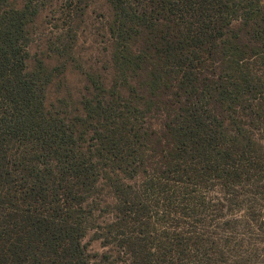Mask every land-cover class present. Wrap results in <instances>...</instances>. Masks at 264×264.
Instances as JSON below:
<instances>
[{
  "label": "trees",
  "instance_id": "trees-1",
  "mask_svg": "<svg viewBox=\"0 0 264 264\" xmlns=\"http://www.w3.org/2000/svg\"><path fill=\"white\" fill-rule=\"evenodd\" d=\"M0 264H264V0H0Z\"/></svg>",
  "mask_w": 264,
  "mask_h": 264
},
{
  "label": "rangeland",
  "instance_id": "rangeland-1",
  "mask_svg": "<svg viewBox=\"0 0 264 264\" xmlns=\"http://www.w3.org/2000/svg\"><path fill=\"white\" fill-rule=\"evenodd\" d=\"M11 1V0H9ZM46 18H44V14L39 16L34 23L33 29V44L37 45L38 50L44 48L43 44L47 37H49V33L51 28L44 22ZM47 21V20H46ZM35 51V47L32 52ZM83 244L87 248L90 253L101 252L103 248L100 245V242L93 237V233L89 232L83 239Z\"/></svg>",
  "mask_w": 264,
  "mask_h": 264
}]
</instances>
